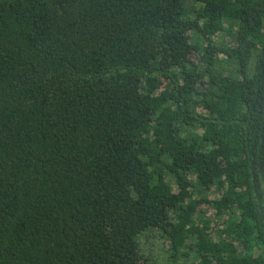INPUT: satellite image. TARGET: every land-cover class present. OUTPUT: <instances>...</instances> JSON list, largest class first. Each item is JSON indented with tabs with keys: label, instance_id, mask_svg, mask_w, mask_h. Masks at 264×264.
Here are the masks:
<instances>
[{
	"label": "trees",
	"instance_id": "1",
	"mask_svg": "<svg viewBox=\"0 0 264 264\" xmlns=\"http://www.w3.org/2000/svg\"><path fill=\"white\" fill-rule=\"evenodd\" d=\"M262 184L264 0H0V264H264Z\"/></svg>",
	"mask_w": 264,
	"mask_h": 264
},
{
	"label": "rangeland",
	"instance_id": "2",
	"mask_svg": "<svg viewBox=\"0 0 264 264\" xmlns=\"http://www.w3.org/2000/svg\"><path fill=\"white\" fill-rule=\"evenodd\" d=\"M229 37H222V39H218L216 41L217 44H229L231 43L230 41L227 40ZM197 39V38H196ZM195 39V40H196ZM252 61L249 60L248 65H247V70L248 68L251 69L252 67ZM224 65H219L217 67H221ZM210 196V195H209ZM200 217L204 218L205 221L213 223L212 218H215L212 215L211 210L209 209H204L202 208L200 212ZM198 215L195 214L193 217L194 222L197 221ZM139 249L143 257L145 258L147 264H170L166 261L165 257V250L167 248L166 240L163 239L162 236H159L158 233L156 232H149L145 234L144 236L140 237L139 239ZM190 254V253H189ZM183 258L179 259L177 261V264H193L194 261L192 259V255H189L188 260L186 262H182Z\"/></svg>",
	"mask_w": 264,
	"mask_h": 264
},
{
	"label": "flooded vegetation",
	"instance_id": "3",
	"mask_svg": "<svg viewBox=\"0 0 264 264\" xmlns=\"http://www.w3.org/2000/svg\"><path fill=\"white\" fill-rule=\"evenodd\" d=\"M235 31V30H234ZM234 33V32H233ZM224 37H228V36H225L224 35ZM228 41H230L231 43H229V45L232 47V46H234L235 45V43H234V34H233V37H231L230 39H227ZM251 61H252V66H253V59L251 58L250 59ZM220 64L218 63L217 64V66H219ZM251 69H252V67H251ZM251 69H249L248 68V72H250L251 71ZM261 193H262V196H261V198L258 200L256 197H255V195H254V202H255V204H256V207L258 208V214H257V218H258V220H259V222H261V228L263 229L264 228V184H262V186H261ZM210 194H207V197L209 198V199H211V195L209 196ZM219 195V193H217V195L216 196H218ZM199 210H202V208L201 209H199ZM210 210V209H209ZM211 212H212V215L215 217V218H212V221H213V223H210V222H208V229H207V233H208V235H209V237L211 238V239H213L214 238V233H213V230L214 229H222L224 226H225V222L227 221H229V219H230V216L228 215V214H226V213H224V214H221L219 217H217L216 215H215V212H214V210H211ZM196 215H198V218H197V221H196V223H200L201 221H205L204 220V218H201L200 217V212L198 211L197 213H196ZM239 214H238V212L236 211V210H234V214H233V216L235 217V218H237V216H238ZM221 238H224L223 236L221 237ZM237 254H239L240 255V251L237 249ZM243 253H241V255H242Z\"/></svg>",
	"mask_w": 264,
	"mask_h": 264
}]
</instances>
